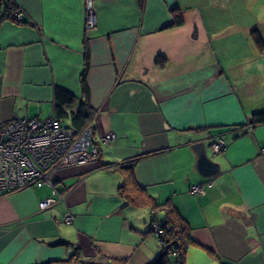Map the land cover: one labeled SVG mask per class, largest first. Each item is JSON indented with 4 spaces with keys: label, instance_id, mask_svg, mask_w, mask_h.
I'll list each match as a JSON object with an SVG mask.
<instances>
[{
    "label": "crops",
    "instance_id": "obj_1",
    "mask_svg": "<svg viewBox=\"0 0 264 264\" xmlns=\"http://www.w3.org/2000/svg\"><path fill=\"white\" fill-rule=\"evenodd\" d=\"M12 4L23 20L0 21V123L53 116L60 88L68 113L87 99L98 156L54 172L62 199L47 208L49 184L0 193V264L66 259L60 241L84 258L152 264L168 208L194 239L183 264H264V123L248 124L264 109V49L251 36L264 42V0H94L92 27L86 0ZM216 137L225 148L207 153L220 173L206 178L191 144Z\"/></svg>",
    "mask_w": 264,
    "mask_h": 264
},
{
    "label": "built area",
    "instance_id": "obj_2",
    "mask_svg": "<svg viewBox=\"0 0 264 264\" xmlns=\"http://www.w3.org/2000/svg\"><path fill=\"white\" fill-rule=\"evenodd\" d=\"M94 0H86V26L94 25ZM18 20L20 12H11ZM94 129L90 121L80 129L66 126L60 119L50 116L40 118H18L0 123V193L26 187L52 186L50 196L38 202L44 209L60 201L62 196L53 184L55 171L65 167L95 162L98 156ZM113 133L102 136L103 141L114 138ZM222 137L216 138L212 150L220 152L225 148ZM264 152V147L261 148ZM211 185V182H208ZM190 192L204 194L201 185H192ZM69 222L71 216L65 214ZM156 232L162 230L156 226Z\"/></svg>",
    "mask_w": 264,
    "mask_h": 264
},
{
    "label": "trees",
    "instance_id": "obj_3",
    "mask_svg": "<svg viewBox=\"0 0 264 264\" xmlns=\"http://www.w3.org/2000/svg\"><path fill=\"white\" fill-rule=\"evenodd\" d=\"M139 3H142L143 0H137ZM2 4V13L0 14V21L4 18H11L16 21H22L23 18L17 19L15 16L11 14V12L15 9L12 4V0H0ZM181 20L179 14H175L174 22L178 23ZM253 42L258 47V49H264V42L261 38L258 30L254 28L251 33ZM89 66V61L87 57V53H85L84 67L80 76V84L83 95L87 97L88 95V87L86 84V73ZM55 104L53 108V116L57 119H69L71 125L74 126L76 130L80 129L86 122H88L90 117V109L87 102V99H82L80 101L79 107L75 112H67L64 109V106L70 104L73 101V96L62 89L56 88L54 91ZM264 123V109L255 110L250 114L249 118V126H255L258 124ZM129 162V161H128ZM128 162H124L120 164V169L126 170L127 174L125 176L124 182L130 189L136 187V183L133 179H129L131 176V165ZM130 163V162H129ZM130 174V175H129ZM139 199L136 198L135 203H138ZM140 203V202H139ZM152 206H157L158 203L152 200ZM162 230V234H158L161 236V251L158 254L156 260L152 264H183L185 259V251L186 247L194 243V239L192 238L190 228L187 223L180 218L178 212L173 208L165 210V219L163 224L160 226ZM62 245L70 246L72 248L71 253L68 255L66 259H58V260H47L42 263L37 264H121V261H113L107 259L103 256L100 258H84L82 256L80 247L78 244H73L67 241L58 242ZM219 264H231L220 261Z\"/></svg>",
    "mask_w": 264,
    "mask_h": 264
},
{
    "label": "water",
    "instance_id": "obj_4",
    "mask_svg": "<svg viewBox=\"0 0 264 264\" xmlns=\"http://www.w3.org/2000/svg\"><path fill=\"white\" fill-rule=\"evenodd\" d=\"M216 138L208 142H207V138H202L192 142L191 144V148L197 153V159H196L197 171L201 176L206 178H213L220 173L219 163L212 160V158L207 153V150L211 148Z\"/></svg>",
    "mask_w": 264,
    "mask_h": 264
},
{
    "label": "rangeland",
    "instance_id": "obj_5",
    "mask_svg": "<svg viewBox=\"0 0 264 264\" xmlns=\"http://www.w3.org/2000/svg\"><path fill=\"white\" fill-rule=\"evenodd\" d=\"M65 123H67V122H65ZM65 123H64V124H65ZM137 208H139V207L137 206ZM138 210H139V209H138ZM138 214H139V213H138Z\"/></svg>",
    "mask_w": 264,
    "mask_h": 264
}]
</instances>
